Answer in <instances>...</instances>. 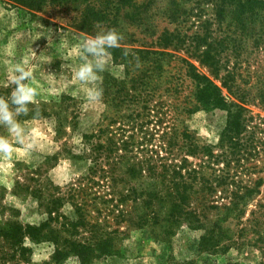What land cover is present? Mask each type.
Returning <instances> with one entry per match:
<instances>
[{"label":"rangeland","instance_id":"1","mask_svg":"<svg viewBox=\"0 0 264 264\" xmlns=\"http://www.w3.org/2000/svg\"><path fill=\"white\" fill-rule=\"evenodd\" d=\"M121 1L115 23L86 32L76 25L77 2L28 11L0 0V96L10 94L11 69L23 61L29 62L31 82L40 93L19 117L35 133L38 148L23 155L17 146L12 158L0 154V255L4 252L5 264L22 263L2 232L6 222L19 221L57 229L68 241L93 243L104 232L114 254L86 264H259L264 255V9L243 27L230 1ZM98 28L117 29L123 49L117 57L108 52L100 74L102 98L89 101L73 72L81 62V42ZM207 60L217 64L209 67ZM187 63L217 85L228 103L247 109L252 120L241 153L218 161L202 154L208 147L221 151L227 110L194 109ZM222 80H232L230 91ZM0 134L6 129L0 127ZM188 142L199 150L188 160L203 176L190 191L188 208L205 226L217 223L226 231L229 239L222 243L228 247L220 251L200 250L202 230L171 224L157 198L153 208L143 202V189L152 181L146 169L157 179L153 190L164 196L157 173L162 164L179 160ZM219 174L226 177L224 190L213 189ZM134 188L138 194L130 193L117 206ZM58 196L62 204L50 218L46 206ZM83 200L93 226H74L64 218L76 221L72 202ZM54 245L32 244L30 264H53ZM60 264L79 262L70 256Z\"/></svg>","mask_w":264,"mask_h":264},{"label":"trees","instance_id":"2","mask_svg":"<svg viewBox=\"0 0 264 264\" xmlns=\"http://www.w3.org/2000/svg\"><path fill=\"white\" fill-rule=\"evenodd\" d=\"M18 7L24 8L28 11L39 10L42 6L52 3L54 5H64L69 1L77 2L79 5L78 9L80 12L78 20H76V25L79 30H86L89 32L93 29L95 25H108L113 24L116 21V13L119 11L121 0H102L100 4H95L92 0H12ZM230 1L234 5V12L237 13L238 22L246 27L247 23L253 21V15L258 13L260 9H264V0H222V2ZM223 7V4L222 6ZM220 11V10H219ZM123 48L118 47L110 49L109 52L113 57H117ZM210 50L205 51L204 55H208ZM210 59V58H207ZM205 63L210 67L216 65L217 63L213 60L205 61ZM187 75L192 79L195 84V106L194 109L202 107L208 108H223L227 110L226 123L222 129L219 137L218 147L221 148L220 152L213 153L210 147L206 151H202V154L208 159L214 158V160H219L220 157H227L231 154H239L240 150L245 148V138L248 132L249 122L252 120L251 117L246 116L247 109H245L240 104L228 103L224 95L221 94L220 89L217 85L212 83L211 80L204 74L196 70V68L187 63ZM232 80L227 83L226 80H222L221 84L228 91L231 90ZM187 136V135H186ZM93 137V136H92ZM188 137V136H187ZM91 138V136H90ZM188 148L184 155L180 156L179 160L174 158L169 163H164L161 165L162 171L154 172L151 174H156L161 177V181L165 183L166 194L162 196L158 190H153L157 187V179L150 174L148 168V176L150 179L148 181V187L143 189L145 198L143 202L153 208L155 204L153 203V198H157L158 205L165 207L167 217L171 220V224L187 223L193 228L201 229L202 233L198 241V247L202 251L214 252L220 251L228 247V244H223L222 241L229 239L226 231L217 224L213 223L210 226H205L204 222L201 220L200 216L196 214L193 209H189L190 204V191H193L194 183L197 180L203 178L199 176V170L191 166L188 156H196L199 153L196 144L188 142ZM244 146V147H243ZM232 156V155H231ZM234 156V155H233ZM241 155L236 158L239 159ZM177 160V161H176ZM217 160V161H218ZM228 165V164H226ZM151 171H154V164L149 165ZM136 173L135 171L132 172ZM136 175V174H134ZM147 176V177H148ZM167 177V178H166ZM213 178L214 190L218 187H223L225 189V179L222 174L216 175ZM167 179V180H165ZM206 182H209L206 180ZM212 188V184L209 185L208 189ZM142 191V190H141ZM139 190L134 188L128 194L123 195L117 202V206L123 204V201L130 196V193H137ZM138 194V193H137ZM140 194V193H139ZM143 194V193H142ZM147 195V197H146ZM131 197V196H130ZM133 198V197H132ZM136 198V197H135ZM149 198V199H147ZM61 198H53L51 200V205L46 206V213L50 216L57 209V206H61L62 203L58 202ZM151 199V200H150ZM167 201L169 203L166 206ZM229 204L234 206L235 202ZM85 200L77 202H72L74 207V212L77 215L76 221H71L64 217L68 223L76 226L77 223L80 225H91L87 220L86 210L84 208ZM227 209L230 207H226ZM121 214V211H120ZM74 222V223H73ZM65 226L67 224H64ZM3 239L9 245L11 250L17 252L22 263L17 264H30L29 258L32 253V244H38L45 241L54 243L55 247L53 249V264H60L64 259L73 256L76 257L79 264H86L91 258H105L114 254L113 246L110 238L104 233L103 235L97 236L93 243H87L80 240H66L64 237H60L56 232L57 229L49 227L47 229L43 228L40 224L32 223H21L19 221H9L3 226ZM6 254V253H5ZM0 264H5L6 256L0 255ZM259 264H264L263 260Z\"/></svg>","mask_w":264,"mask_h":264},{"label":"clouds","instance_id":"3","mask_svg":"<svg viewBox=\"0 0 264 264\" xmlns=\"http://www.w3.org/2000/svg\"><path fill=\"white\" fill-rule=\"evenodd\" d=\"M122 34L115 28H98L94 35L84 39L80 44L81 62L74 69L73 78L82 87L89 101L102 98L100 74L107 67V56L110 49L120 47ZM33 70L28 61L16 63L10 72L8 96H0V127L6 134H0V154L12 158L17 146L22 148L23 155L38 148L35 133L30 132L19 117L29 112V105L39 96L38 88L33 86Z\"/></svg>","mask_w":264,"mask_h":264}]
</instances>
